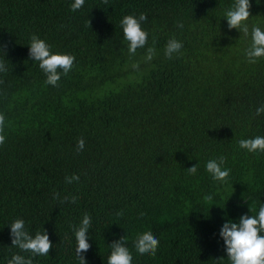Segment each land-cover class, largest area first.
<instances>
[{
	"label": "trees",
	"instance_id": "trees-1",
	"mask_svg": "<svg viewBox=\"0 0 264 264\" xmlns=\"http://www.w3.org/2000/svg\"><path fill=\"white\" fill-rule=\"evenodd\" d=\"M72 2L0 0V264L17 253L81 264L74 227L85 214L88 264H108L126 235L135 264H230L220 227L264 204V151L239 144L264 136V56H247L264 0H252L248 34L228 27L236 0H86L76 11ZM141 13L149 35L131 54L121 20ZM34 35L75 57L55 86L30 57ZM173 39L183 49L169 59ZM221 156L225 182L206 170ZM18 218L33 236L47 230L49 254L12 246ZM149 232L160 246L140 256L134 245Z\"/></svg>",
	"mask_w": 264,
	"mask_h": 264
},
{
	"label": "clouds",
	"instance_id": "clouds-1",
	"mask_svg": "<svg viewBox=\"0 0 264 264\" xmlns=\"http://www.w3.org/2000/svg\"><path fill=\"white\" fill-rule=\"evenodd\" d=\"M86 0H73L70 5L73 11L81 9ZM257 2V0H256ZM262 0H259L261 3ZM252 0H236L235 5L226 11L225 18L229 29H238L245 34L249 33V25L246 23L252 16ZM147 19L146 14L141 13L138 17L135 15H126L121 20V26L125 39L129 41V53L135 54L138 47H143L148 38V32L143 29L142 23ZM183 24L179 28L183 30ZM252 43L247 50V56L251 62L256 58L264 56V29L260 26L251 27ZM183 45L177 40L169 41L166 54L169 59L179 54ZM154 49H148L147 59H152ZM30 57L39 61V67L47 76V83L56 85L61 79V75H67L73 66L75 57L68 53L53 52L52 46L39 36H33L29 46ZM136 66V65H134ZM3 64L0 63V70H3ZM60 69L63 70L61 73ZM257 114L264 113V106L257 108ZM5 116L0 113V144L5 142L4 135ZM240 147L249 152L257 150L264 151V136H256L249 139H241ZM85 147L84 139L78 141V149ZM226 158L221 156L218 159H210L206 163V170L211 174L215 181L225 182L230 176L231 169L225 167ZM190 174L195 175L198 172V164L186 169ZM69 183L78 181L80 177L73 175L66 178ZM76 197H72L75 202ZM206 199H212L209 195ZM251 211V209H250ZM91 226V217L85 214L79 227H74L77 240V254L81 264H88L83 253H86L91 247L89 242V229ZM10 235L12 237V246H18L21 250L28 251L32 256L47 255L53 246L47 230L43 233L37 232L33 236L25 226V221L21 218L14 220L10 225ZM219 236L224 242V251L230 264H264V204H262L257 214H244L238 220L226 219L219 230ZM128 243L127 235L111 244V253L108 256V264H135V258L132 251L126 247ZM160 246V240L151 232L139 237L135 243V251L140 256H154ZM220 257L218 261L224 260ZM8 264H33L32 258L20 254H13L8 260Z\"/></svg>",
	"mask_w": 264,
	"mask_h": 264
}]
</instances>
